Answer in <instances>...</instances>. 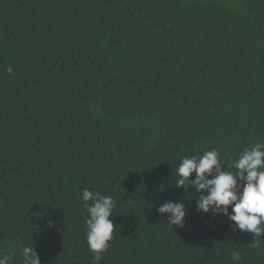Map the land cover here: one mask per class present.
Masks as SVG:
<instances>
[{
    "label": "trees",
    "instance_id": "1",
    "mask_svg": "<svg viewBox=\"0 0 264 264\" xmlns=\"http://www.w3.org/2000/svg\"><path fill=\"white\" fill-rule=\"evenodd\" d=\"M258 141L264 0H0L9 264H21L22 246L42 264H93L86 188L115 201L99 264H235L233 249L239 264H264V243L252 248V233L198 211L174 183L182 157L217 149L235 172L230 158ZM169 200L188 205L182 228L157 211Z\"/></svg>",
    "mask_w": 264,
    "mask_h": 264
},
{
    "label": "clouds",
    "instance_id": "2",
    "mask_svg": "<svg viewBox=\"0 0 264 264\" xmlns=\"http://www.w3.org/2000/svg\"><path fill=\"white\" fill-rule=\"evenodd\" d=\"M5 71L14 77L11 65ZM227 167L235 169V172L224 170L217 149L203 155L184 156L176 168L175 187L183 188L187 193L193 192L191 197L195 198L198 211L226 216L233 231L252 233L253 240L249 245L259 248L264 243V141L245 147L238 158H230ZM193 173L195 177L190 178ZM81 200L88 213L85 220L88 249L93 254V264H99L113 239L115 226L111 217L115 201L111 196L87 188L83 190ZM187 207L183 200H169L160 204L157 211L167 214L169 227L182 228ZM52 225L50 220L48 226ZM15 255V246L9 245L7 252L0 253V264H9ZM19 255L21 264H42L31 246H22ZM230 256L235 264L242 259L240 251L235 249Z\"/></svg>",
    "mask_w": 264,
    "mask_h": 264
}]
</instances>
